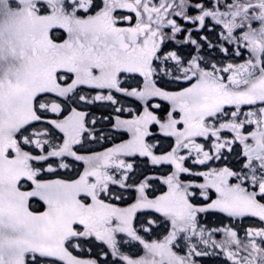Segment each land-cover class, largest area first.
Wrapping results in <instances>:
<instances>
[{"label": "snow or ice", "instance_id": "snow-or-ice-1", "mask_svg": "<svg viewBox=\"0 0 264 264\" xmlns=\"http://www.w3.org/2000/svg\"><path fill=\"white\" fill-rule=\"evenodd\" d=\"M0 264H264V0H0Z\"/></svg>", "mask_w": 264, "mask_h": 264}, {"label": "flooded vegetation", "instance_id": "flooded-vegetation-1", "mask_svg": "<svg viewBox=\"0 0 264 264\" xmlns=\"http://www.w3.org/2000/svg\"><path fill=\"white\" fill-rule=\"evenodd\" d=\"M99 111V110H98Z\"/></svg>", "mask_w": 264, "mask_h": 264}]
</instances>
